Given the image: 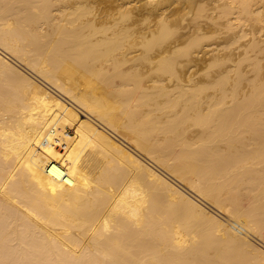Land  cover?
<instances>
[{
  "label": "bare ground",
  "instance_id": "1",
  "mask_svg": "<svg viewBox=\"0 0 264 264\" xmlns=\"http://www.w3.org/2000/svg\"><path fill=\"white\" fill-rule=\"evenodd\" d=\"M0 264H264V0H0Z\"/></svg>",
  "mask_w": 264,
  "mask_h": 264
},
{
  "label": "rangeland",
  "instance_id": "2",
  "mask_svg": "<svg viewBox=\"0 0 264 264\" xmlns=\"http://www.w3.org/2000/svg\"><path fill=\"white\" fill-rule=\"evenodd\" d=\"M161 170V169H160Z\"/></svg>",
  "mask_w": 264,
  "mask_h": 264
}]
</instances>
